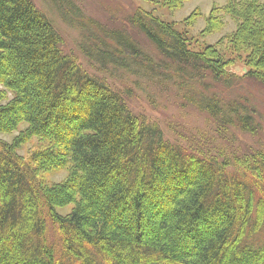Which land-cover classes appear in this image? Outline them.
<instances>
[{
	"label": "trees",
	"instance_id": "trees-1",
	"mask_svg": "<svg viewBox=\"0 0 264 264\" xmlns=\"http://www.w3.org/2000/svg\"><path fill=\"white\" fill-rule=\"evenodd\" d=\"M59 1L62 13L73 8ZM222 11L237 24L232 47L246 55L247 76L264 85V4L228 0ZM128 21L161 64L122 31L99 29L112 46L90 31L88 54L144 76L165 66L187 80L179 91L199 83L203 93L184 101L214 121L217 138L257 132L245 104L227 106L210 91L209 83L234 79L220 52L190 50L150 13ZM223 26L211 14L208 31ZM62 44L32 0H0V134L26 126L12 143L0 140V264H264V149L227 158L217 147L172 144ZM32 139L49 144L41 164H71L66 181L47 185L23 162L18 151Z\"/></svg>",
	"mask_w": 264,
	"mask_h": 264
},
{
	"label": "rangeland",
	"instance_id": "rangeland-1",
	"mask_svg": "<svg viewBox=\"0 0 264 264\" xmlns=\"http://www.w3.org/2000/svg\"><path fill=\"white\" fill-rule=\"evenodd\" d=\"M32 1L52 21L61 35L64 54L73 57L92 77L104 80L118 90L139 120L158 125L164 132L165 139L172 144L188 148L200 145L209 149L217 147L219 150H215V153L227 158L241 156L246 151L259 147L264 149V85L247 76L251 67L246 61V55L232 47L237 24L229 16L223 15L222 9L228 0H188L178 8L170 7L166 0H69L73 8L70 7V11L63 13L56 5L60 3L59 0ZM261 3L264 4V0ZM144 13H150L182 34L190 50L204 52L208 47H213L222 54L228 64L227 73L234 79L227 86L211 82L210 91L218 94L220 91L227 106L235 104L234 102L247 106L254 124L258 127L253 136L242 135L237 139L226 133L217 138L213 133L214 121L184 101L187 96H199L204 87L195 83L193 91H179V86L185 87L187 80H183L175 71H169L165 66L160 65L155 73L144 76L113 66L103 67L88 54L85 39L87 35L90 36V31L110 46L112 40L103 36L99 29L122 31L138 42L147 52V56L152 57L149 53L154 55L152 65L157 67L161 64V59L158 58L156 48L128 21L130 17ZM211 14L214 19H223L224 26L221 29L208 31ZM85 26L88 27L89 34L85 32ZM9 98L11 100L13 96L9 94ZM242 114L249 116L245 112ZM25 128L24 124L17 132L0 134V140L12 143ZM48 148L47 142L32 139L20 146L18 154L34 170L40 181L55 185L67 180L72 166L69 164L67 169L60 170L48 163L41 164L39 156ZM72 209L69 206L59 209L58 212L67 215Z\"/></svg>",
	"mask_w": 264,
	"mask_h": 264
}]
</instances>
